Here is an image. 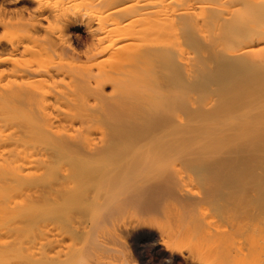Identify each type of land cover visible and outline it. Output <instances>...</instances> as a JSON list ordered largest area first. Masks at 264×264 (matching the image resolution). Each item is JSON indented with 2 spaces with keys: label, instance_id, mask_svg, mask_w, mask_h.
Wrapping results in <instances>:
<instances>
[{
  "label": "bare ground",
  "instance_id": "1",
  "mask_svg": "<svg viewBox=\"0 0 264 264\" xmlns=\"http://www.w3.org/2000/svg\"><path fill=\"white\" fill-rule=\"evenodd\" d=\"M175 3L185 12H169ZM104 5L92 3L100 28L85 58L108 53V41L126 44L109 71L79 77L70 64L43 66L53 55L82 59L74 20L49 0H0V189L39 178L19 192L38 201L37 251L12 246L5 264H130L115 260L124 239L144 259L138 243L146 241L168 264H241L260 255L262 264L264 74L203 107L184 106L181 86L163 89L143 71L161 60L179 77L190 74L183 54L176 63L144 42L154 27L173 25L203 37L200 25L211 20L239 39L228 58L254 62L264 54V0H147L115 17L99 15ZM68 75L74 82L60 84ZM238 235L248 241L237 256Z\"/></svg>",
  "mask_w": 264,
  "mask_h": 264
},
{
  "label": "rangeland",
  "instance_id": "2",
  "mask_svg": "<svg viewBox=\"0 0 264 264\" xmlns=\"http://www.w3.org/2000/svg\"><path fill=\"white\" fill-rule=\"evenodd\" d=\"M49 1L53 10L58 14L63 13L67 19L69 18V21L74 20L77 24L76 35L81 42L80 51L83 57L80 61L72 63L67 57L65 60L68 62L63 60L60 56L53 55L47 57L46 60L43 61L44 68L53 69V67L60 64H70L72 67L75 66V71H78L79 77H86V75L91 72L109 71L112 67L111 56H114L113 53H117L118 49L123 47L126 42L115 44L108 41L106 43V46L110 47V51H107L108 53L102 54L91 61L85 58V54L91 51L97 44V40H95L93 33L100 28L99 18L93 13L95 9L92 7V3L94 0H74L70 4H65V0ZM95 1H97V3H102V5L104 2L105 5L100 10L105 13L102 11L99 13V15H103V17H107L109 14L115 17L118 15L115 14L117 12L120 14V12L135 10L147 4V0ZM186 8V5H178L175 3L172 4L168 10L169 12H180L184 11ZM0 14H2L1 10ZM106 20L105 18L104 22H106ZM132 29L139 30L137 26H134ZM200 30L203 37H200L195 33L196 31L188 25L162 26L151 29L144 43L156 50L162 49L166 51L168 55L172 57V61L175 60L176 63H178L179 58L182 57L181 54H183L184 59L188 61L192 67V71L188 75L182 74L181 77H179L173 69H169L164 62L159 60L154 61L150 67H146L143 71V75L145 74V76L148 75L149 77L153 76L157 82L156 86L158 84V87L161 86L163 89L167 88L172 90L177 86H181L185 93L183 97L184 106L200 105L203 107L220 104V98L229 90H235V96L239 95L242 89L251 88L250 85L254 78L260 76L262 78V74H264V54L258 56L254 62L250 61L249 63L243 60H232L225 55L228 48L239 44V39L236 37L234 38L232 31L224 26L218 29L217 25L212 20L201 24ZM0 37H3L2 32H0ZM19 38L25 42L28 39V35L22 34ZM133 50H135V48ZM173 62L171 63L173 64ZM128 70L129 67L127 66H122L121 68L122 72H128ZM74 80L75 77L73 75H68L66 77L61 76L58 79L59 83L62 85L72 84ZM106 90L107 92H111V87L108 86ZM134 92L138 93L139 90L134 88L131 90V93ZM92 103L91 100L89 104L92 105ZM78 112L83 113L84 111L80 109ZM96 127L100 128V126ZM49 179L50 174L48 173L46 181H49ZM38 184L39 178L37 174L32 173L26 176L24 182L20 186V188L22 187L21 189L17 187L0 189V200L3 199L0 205L2 207V209H0V264L6 263V251L12 246L16 247L17 250H21L25 255L30 251H37L39 236V223L37 218L38 201L26 199L25 196H19V192L23 189H34ZM247 239L248 237L244 235H238L236 237V243L234 244L235 255L238 256L241 254L238 249H243L245 247V243L248 241ZM123 241H125V243ZM122 243V247H119L122 252L120 255H117L118 257H116L115 260L128 257L126 260L130 264H168L160 260L156 253L150 252L147 246L148 243L144 240H141L138 244L142 245L144 249V255L146 254L145 259L142 258L140 254L137 255L138 253L134 250L136 245L130 239H124ZM244 257L245 256H241V258ZM259 260H261V255ZM259 260H246L244 258L241 260L243 262L241 264H261L263 259L261 262ZM75 263L77 262L74 261L69 264ZM103 264L109 263L106 261L105 263L103 262ZM170 264H185V261L181 258L179 260L178 258ZM186 264L188 263L186 262ZM229 264L240 263L231 261ZM262 264H264V262Z\"/></svg>",
  "mask_w": 264,
  "mask_h": 264
}]
</instances>
